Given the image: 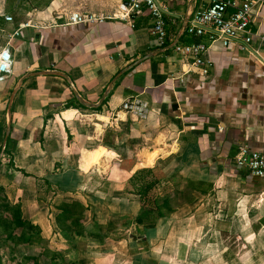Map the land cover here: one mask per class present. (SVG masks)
<instances>
[{
	"label": "crops",
	"instance_id": "0c3cea01",
	"mask_svg": "<svg viewBox=\"0 0 264 264\" xmlns=\"http://www.w3.org/2000/svg\"><path fill=\"white\" fill-rule=\"evenodd\" d=\"M160 3L163 46L146 8L123 19L106 17L119 9L111 0H0L8 37L0 49L15 56L0 82V185L23 207L54 211L57 198L79 200L94 208V225L109 224L69 264H264V178L235 162L241 146L264 152V44L257 35L248 46L218 40L207 52L209 74L190 70L175 45L209 42L186 28L210 0ZM261 11L254 34L264 32ZM74 12L104 20L71 24ZM132 97L151 104L146 119L122 109ZM157 165L171 209L140 223L142 203L124 179ZM106 167L111 198L97 196ZM97 202L109 207L103 218ZM30 220L44 237L56 233ZM122 229L127 237L112 234Z\"/></svg>",
	"mask_w": 264,
	"mask_h": 264
},
{
	"label": "built area",
	"instance_id": "2783aa9c",
	"mask_svg": "<svg viewBox=\"0 0 264 264\" xmlns=\"http://www.w3.org/2000/svg\"><path fill=\"white\" fill-rule=\"evenodd\" d=\"M119 4L118 11L106 17L131 19L137 12L146 8L153 20L152 33L157 42L163 46L169 40L166 28L164 10L160 0H111ZM264 8V0H210L207 8L197 11L186 28L189 36L206 37L207 42L179 43L175 50L189 62V69L199 68L203 75L209 74L210 62L207 52L211 44L220 40L224 46L243 39V45L248 46L257 35L260 44H264V32L254 34L251 24ZM7 22H13L12 15H5ZM103 17L94 14L71 13L69 23L79 24L93 21H103ZM246 48V47H244ZM256 53L255 50H251ZM15 56L9 45L0 49V82L7 80L13 73ZM122 109L129 112L138 120L146 119L151 104L138 97L126 99L121 104ZM236 165L250 175L264 178V152L251 150L248 146H241L235 156Z\"/></svg>",
	"mask_w": 264,
	"mask_h": 264
},
{
	"label": "trees",
	"instance_id": "16d2710c",
	"mask_svg": "<svg viewBox=\"0 0 264 264\" xmlns=\"http://www.w3.org/2000/svg\"><path fill=\"white\" fill-rule=\"evenodd\" d=\"M3 18H0V28L3 25ZM68 107L71 105L67 104ZM99 109V108H97ZM6 147L5 152H8ZM9 166H14L12 159L9 162ZM147 168L136 171L135 174L140 171L146 170ZM147 171H152L151 168ZM153 172V171H152ZM134 174V175H135ZM133 177V176H132ZM157 180L154 182H147L141 184L135 191L139 197L142 207L137 214V220L141 223L142 221H152L157 218L158 215L163 214V208L171 209L168 204L170 198H163V203L158 204V201L154 200L153 205H148L146 196L155 187ZM5 191L4 186L0 185V244L11 241L13 245H39L43 249L37 255L28 256L27 259L31 260L33 264H44L41 263L43 258L48 261L46 264H69L74 263L77 259H67L68 252L71 249L78 250L77 238L90 236L94 238H100L102 235L99 231L86 230L84 218L86 205L79 200H61L59 204H55V208L58 209L56 214V222L59 229V237L66 243L64 246L65 252L57 250L55 248L48 247V240L43 236L41 227L33 222L25 220L23 218V212L20 204H11L6 195H3ZM17 232V233H16ZM61 239V240H62ZM1 247V246H0ZM27 259L24 262H27Z\"/></svg>",
	"mask_w": 264,
	"mask_h": 264
},
{
	"label": "rangeland",
	"instance_id": "374dc122",
	"mask_svg": "<svg viewBox=\"0 0 264 264\" xmlns=\"http://www.w3.org/2000/svg\"><path fill=\"white\" fill-rule=\"evenodd\" d=\"M5 41H8V37L7 36L3 37V35H0V47L5 44ZM102 118L105 119V117H102ZM161 161L163 162V160H161ZM173 165H175V162H173ZM109 166H112V160L110 161ZM144 168H150V167H144ZM177 168H179V167H177ZM155 169L159 170L158 165L156 168H154V170L152 169L153 172L147 171V169H146V170L140 171V173L132 175L133 177L130 176V178L128 177V179H124V181L128 182L126 184V188L132 189L131 191H133V190L136 191L141 184H146L147 182H152V181L155 182L157 180L155 187L150 191L148 196H146L147 198H146L145 202H147V204L149 206L153 205L154 200L158 201V204H159V203H162L161 202L162 198L168 197V198L172 199V197H173L172 191H167V190L165 191L163 189V187L159 186V183H158L159 182V176H158L159 174H158V172H154V171H156ZM98 172H100V171H98ZM100 173H102V172H100ZM102 174H103L102 176L97 177V178H99L97 181H101V183L102 182L104 183V184H101V189H104V190L97 192V196L98 195H104L105 198H111L114 196L115 192H114V194H111L109 196L111 186L108 184H105V183L110 184L111 179H114V177L111 175L109 168H107V167H106V170ZM97 176H98V173H97ZM178 187H179V185H178ZM104 191L107 192V194H102ZM56 193H58V192H56ZM3 195H6L8 197V200L11 204H20L21 205L22 212H23V218L25 220L33 222L32 220H30L31 217L33 216V218L38 219V220L44 219V221H43L44 226L43 227L45 229H49L48 231L51 232L52 229H50V228H52V227H54L55 230L57 228L56 233L54 231V233L51 234V239H48L47 237H45V238L48 240V243H49L48 247L55 248L57 250H62L63 252H65L64 246H66V243L63 240L64 238L63 239L61 238L62 239L61 240L59 237V233L57 235V231H59L58 224L56 222V214L58 212L57 211L58 209L55 208L54 211H49L47 208H42V207L40 208V207H37V205L33 206V205H31V202L29 203V206L23 207V204L20 201H16L15 199H10L6 190L3 192L2 196ZM51 196H52V194H51ZM56 196H57V194H54L52 200L55 199ZM60 200H61L60 198L56 199V202L53 204L54 207H55V204H59ZM62 200H64V199H62ZM97 204H101V206L97 205V216L100 215L101 218H103L102 215L109 214L108 213L109 207H107V209L105 207H102L103 202H101V203L97 202ZM93 209L94 208H90V207L86 206L85 218H84L86 230H88V232L89 231H94V232L99 231L100 233L109 232L108 230H105L106 228L109 227V224L106 225L107 227H100V225H94L93 224V212H94ZM47 212L53 213L52 214L53 217H48L49 219H47L46 217L49 215V214L47 215ZM123 212H125V211H123ZM137 213H138L137 209H134L132 207L130 214H132V215L134 214V216H135ZM95 214H96V212H95ZM108 219H109V217H108ZM49 221H50L51 227L49 226ZM123 222H124L123 220L120 221V224H122ZM33 223L37 224L41 227L40 222H38V223L33 222ZM122 225L124 226L125 222ZM41 230H43L42 227H41ZM125 231H126L125 229H122V232L118 230V231H116V233H112V234L116 237L117 236H120V237L126 236L127 237L128 234L127 233L125 234ZM91 241H94V238L90 237V236H85L84 238L78 237L77 238L78 250H76L74 248L71 249L70 252H68V255L66 258L69 260H73L75 258L78 259L79 257H82L81 252H79V250L86 249L85 247L88 244H90ZM0 246H1L0 247V264H33V262L31 260L27 259V257L31 256V255H37L43 249L39 245H34V246L17 245L16 246V245H13V243L11 241H9L5 244L1 242ZM83 255H84V252H83ZM25 259H27V262H24ZM47 262L48 261H46L45 258H43L41 260V263L46 264Z\"/></svg>",
	"mask_w": 264,
	"mask_h": 264
},
{
	"label": "water",
	"instance_id": "95a60500",
	"mask_svg": "<svg viewBox=\"0 0 264 264\" xmlns=\"http://www.w3.org/2000/svg\"><path fill=\"white\" fill-rule=\"evenodd\" d=\"M22 81H23V79L20 80V82L18 83V86H17L16 89H18V87L21 85ZM16 91H17V90H16ZM14 94H15V93H14Z\"/></svg>",
	"mask_w": 264,
	"mask_h": 264
}]
</instances>
